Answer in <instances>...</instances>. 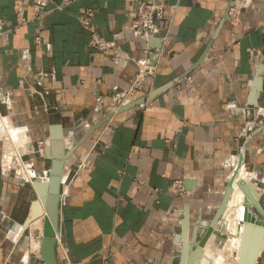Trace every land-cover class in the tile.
Listing matches in <instances>:
<instances>
[{"label": "crops", "instance_id": "obj_1", "mask_svg": "<svg viewBox=\"0 0 264 264\" xmlns=\"http://www.w3.org/2000/svg\"><path fill=\"white\" fill-rule=\"evenodd\" d=\"M144 1L0 0V264H41L23 234L54 132L71 154L59 264H205L198 242L235 174L264 209V0H155L148 44L131 32ZM85 16L117 55L89 47ZM141 65L152 73L122 97Z\"/></svg>", "mask_w": 264, "mask_h": 264}, {"label": "water", "instance_id": "obj_2", "mask_svg": "<svg viewBox=\"0 0 264 264\" xmlns=\"http://www.w3.org/2000/svg\"><path fill=\"white\" fill-rule=\"evenodd\" d=\"M152 40L151 42H153ZM97 126L92 129L90 133L95 130ZM87 134V136H89ZM86 136V137H87ZM85 137V138H86ZM71 154H66L64 152L63 136L59 133L52 134L51 146L48 149V158L51 160L50 168L46 174L47 181L38 182L34 184L35 190L37 192V200L33 202L32 210L39 207V203L42 204L43 210L40 209L36 220L41 219L45 216V225L43 230V239L40 247V256L43 264H59L58 253H57V238L60 235V214H61V198H62V183L65 169V162ZM237 174H235L230 186L228 187L224 200L216 214V217L208 228L203 239L198 242L199 248L194 255V259H202L204 256V248L217 228V223L221 218L222 214L225 212L227 203L231 197L235 185L239 188L245 199L252 205V210L263 225H264V209L262 207V196L253 194L250 186L243 183L242 181H236ZM259 195V196H258ZM32 215L25 222V226L34 222ZM244 220L248 222V210L245 208ZM189 222L185 220L184 230L185 234L188 230ZM249 230L251 232H249ZM250 234L248 239V244H246V234ZM194 238H197L198 228H195ZM196 241V240H194ZM264 248V226L259 229L258 227H251L246 224L245 232L242 242V257L239 264H256L260 251ZM189 250L188 244L185 243L183 250V257L185 259L186 254Z\"/></svg>", "mask_w": 264, "mask_h": 264}, {"label": "built area", "instance_id": "obj_3", "mask_svg": "<svg viewBox=\"0 0 264 264\" xmlns=\"http://www.w3.org/2000/svg\"><path fill=\"white\" fill-rule=\"evenodd\" d=\"M240 13L236 9H231L229 12V17L231 21L237 22L239 20ZM164 18V6L159 5L155 0H147L140 4L137 16L134 22L131 25V32L144 41L149 43L152 40L161 38V28L160 22ZM82 25L89 32V47L96 53H107L113 51L117 55L116 45L114 42H109L100 36L92 27L91 20L88 17L82 18ZM39 43V39H37ZM152 71L147 65L139 66V73L137 76L136 84L123 93L122 97L129 96L133 93H137L142 89L141 80L144 79L147 75L151 74ZM121 99V97H118ZM44 143L40 144L42 149Z\"/></svg>", "mask_w": 264, "mask_h": 264}, {"label": "rangeland", "instance_id": "obj_4", "mask_svg": "<svg viewBox=\"0 0 264 264\" xmlns=\"http://www.w3.org/2000/svg\"><path fill=\"white\" fill-rule=\"evenodd\" d=\"M233 195H234V193L231 194L230 199L233 197ZM238 195L239 194H236L234 196V198L232 199V203H234L232 205V207H229L230 203L228 204V210L224 216V218L227 222V225H226L225 229L223 230V232H221L223 239L221 238L222 240L218 243L215 242V244L212 242L211 244H209V246L207 248V250H209L207 252L214 259H216V258L220 259L221 258L223 264H238V262H236V258L239 255V253H237L238 251H236L237 249H235L237 244H238L237 243L238 238L240 237V235H239L240 232L238 231V226L236 224V221L238 220V217H239V213H238V211H239L238 206L239 205H237L238 204ZM36 200H37V198H36ZM236 202H237V204H236ZM32 212H33V210H32ZM32 212H31V214H32ZM33 218L35 220H34L33 225L30 227L31 229H28L23 234V236H24L23 242H24V247H25L23 255L28 254V256L30 258L31 257L35 258L37 260L36 262L39 261V263L43 264L41 256H40V247H41V242L43 239V230H44V225H45V219H44V217H42L41 219H38V220H36V217H33ZM230 224H232V225H230ZM235 228H237V230ZM234 237H236V238H234ZM234 239H235L234 242H236L235 244L232 241ZM240 239H241V237H240ZM203 257H204L203 259L205 261V264H215L214 261L210 260L209 258H206V256H203Z\"/></svg>", "mask_w": 264, "mask_h": 264}, {"label": "bare ground", "instance_id": "obj_5", "mask_svg": "<svg viewBox=\"0 0 264 264\" xmlns=\"http://www.w3.org/2000/svg\"><path fill=\"white\" fill-rule=\"evenodd\" d=\"M48 173V172H47ZM244 175V174H243ZM28 176H30V175H28ZM241 179L242 178H240V179H238L237 181H241ZM45 181H47V179H45L44 181H42V182H45ZM248 181V180H247ZM34 183H38V182H34ZM250 189L252 190V192H253V194H255L256 196H257V193H256V187L255 186H250ZM237 190H239V188L237 187V185H235V187H234V191H237ZM240 191V190H239ZM235 194V193H234ZM259 196V195H258ZM234 197V196H233ZM233 199V198H232ZM40 205H39V207H36L35 209H33V212H32V217H36L37 218V215H38V213H39V210L40 209H44L43 208V206H42V204L41 203H39ZM232 204H234V203H232ZM236 204H237V202H236ZM237 205H239L238 206V208H239V211H238V213H239V217H238V220L236 221V224H237V226H238V231L240 232L239 233V235H240V237H241V239H240V237L238 238V241H237V246H236V248L235 249H237L236 251H238L237 253H239V255L237 256V258H236V262H238V264H239V261L241 260V257H242V242H243V236H244V232H245V227H246V224H249L251 227H255V228H259V229H261V228H263V223L260 221H257V216H256V214L255 213H253V210H252V205L245 199V197L243 196V194L241 193V191L239 192V195H238V204ZM232 206V205H231ZM245 208L248 210V222H245V220H244V211H245ZM238 210V209H237ZM45 216H46V214L44 215V219H45ZM38 224V223H37ZM230 225H232V224H230ZM229 225V226H230ZM236 230H237V228H235ZM234 229V230H235ZM237 231V232H238ZM234 232V231H233ZM249 232H251L250 230H249ZM238 235V236H239ZM237 236V237H238ZM249 236H250V234H246V244H248V239H249ZM234 238H236V237H234ZM233 242L235 241V239L234 240H232ZM236 242H234V244H235ZM207 251H209V250H204V256H207L210 260H212V261H214V263L215 264H223V262H222V259L220 258H216V259H214L212 256H210L209 254H207L208 252ZM207 252V253H206ZM221 253V252H220ZM212 254V253H211ZM217 257V256H216ZM224 260V259H223ZM202 261V260H201ZM200 261V262H201Z\"/></svg>", "mask_w": 264, "mask_h": 264}]
</instances>
